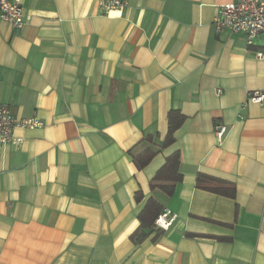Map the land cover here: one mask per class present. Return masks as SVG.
<instances>
[{
    "label": "crops",
    "instance_id": "obj_1",
    "mask_svg": "<svg viewBox=\"0 0 264 264\" xmlns=\"http://www.w3.org/2000/svg\"><path fill=\"white\" fill-rule=\"evenodd\" d=\"M124 1L23 0L22 28L0 19V103L42 122L0 144V264H264V101H247L264 92V40L214 30L232 0ZM171 109L185 119L164 147ZM176 150L181 181L151 190ZM150 197L176 218L134 243Z\"/></svg>",
    "mask_w": 264,
    "mask_h": 264
},
{
    "label": "built area",
    "instance_id": "obj_2",
    "mask_svg": "<svg viewBox=\"0 0 264 264\" xmlns=\"http://www.w3.org/2000/svg\"><path fill=\"white\" fill-rule=\"evenodd\" d=\"M23 0H0V19L7 21L16 29L25 24ZM98 4L104 11L122 8L124 0H98ZM213 28L217 33L241 32L245 35L246 44L252 46L255 41L264 40V0H232L219 7L214 17ZM257 58L264 61V47L256 50ZM247 101L261 104L264 101V92L254 89L247 93ZM42 122L35 118L18 119L6 104L0 103V144L17 145L20 137L13 136L12 130L16 126L25 128L40 127ZM227 126L223 123L215 125L214 134L221 141L226 134ZM176 214L164 208L155 219V227L167 230L175 220Z\"/></svg>",
    "mask_w": 264,
    "mask_h": 264
},
{
    "label": "trees",
    "instance_id": "obj_3",
    "mask_svg": "<svg viewBox=\"0 0 264 264\" xmlns=\"http://www.w3.org/2000/svg\"><path fill=\"white\" fill-rule=\"evenodd\" d=\"M185 116L178 109H171L167 113V133L162 142V146H168L175 141V131L184 121ZM145 139L150 140V136H146ZM156 153L151 148H146L136 155H132V161L135 166L140 169L143 168ZM182 174L180 171V156L179 151H174L165 158L164 163L158 168L154 176L150 180V188L159 189L166 195H171L174 191L176 184L181 181ZM195 186L204 190L211 191L213 193L234 197L235 186L222 178L206 175L204 173H198L195 179ZM136 200L141 199V192L135 193ZM164 208L153 197H150L143 208L138 213L139 226L130 234V239L134 243H140L145 240L153 231H155L152 240H155L161 233L155 227V219L161 213Z\"/></svg>",
    "mask_w": 264,
    "mask_h": 264
}]
</instances>
